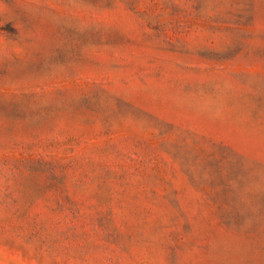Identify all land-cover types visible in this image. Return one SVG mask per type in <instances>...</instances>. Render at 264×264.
<instances>
[{"label": "rangeland", "instance_id": "1", "mask_svg": "<svg viewBox=\"0 0 264 264\" xmlns=\"http://www.w3.org/2000/svg\"><path fill=\"white\" fill-rule=\"evenodd\" d=\"M0 264H264V0H0Z\"/></svg>", "mask_w": 264, "mask_h": 264}]
</instances>
